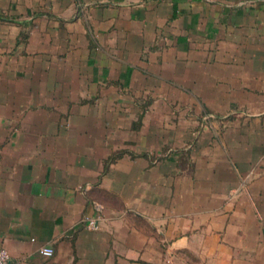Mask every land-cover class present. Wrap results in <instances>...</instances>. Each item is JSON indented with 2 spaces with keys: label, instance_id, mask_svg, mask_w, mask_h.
I'll use <instances>...</instances> for the list:
<instances>
[{
  "label": "crops",
  "instance_id": "obj_1",
  "mask_svg": "<svg viewBox=\"0 0 264 264\" xmlns=\"http://www.w3.org/2000/svg\"><path fill=\"white\" fill-rule=\"evenodd\" d=\"M0 247L264 264V0H0Z\"/></svg>",
  "mask_w": 264,
  "mask_h": 264
},
{
  "label": "built area",
  "instance_id": "obj_2",
  "mask_svg": "<svg viewBox=\"0 0 264 264\" xmlns=\"http://www.w3.org/2000/svg\"><path fill=\"white\" fill-rule=\"evenodd\" d=\"M97 209H100L99 204L96 205ZM99 215L84 216L82 222L87 229H95L98 226ZM38 252L43 256L52 255L53 249L50 245H42L38 248ZM0 264H14L9 260V255L6 249L0 247Z\"/></svg>",
  "mask_w": 264,
  "mask_h": 264
},
{
  "label": "rangeland",
  "instance_id": "obj_3",
  "mask_svg": "<svg viewBox=\"0 0 264 264\" xmlns=\"http://www.w3.org/2000/svg\"><path fill=\"white\" fill-rule=\"evenodd\" d=\"M203 118H210V115L208 113H205Z\"/></svg>",
  "mask_w": 264,
  "mask_h": 264
}]
</instances>
